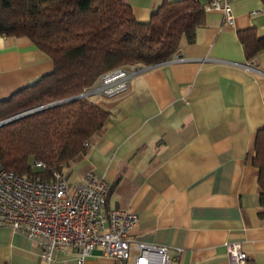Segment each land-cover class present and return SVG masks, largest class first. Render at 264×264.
<instances>
[{
  "label": "crops",
  "instance_id": "crops-1",
  "mask_svg": "<svg viewBox=\"0 0 264 264\" xmlns=\"http://www.w3.org/2000/svg\"><path fill=\"white\" fill-rule=\"evenodd\" d=\"M147 21L165 0H122ZM177 2L181 0H166ZM206 4L207 0H199ZM223 13L205 12L194 40L180 39L168 60L134 75L109 110L101 132L65 169L74 183L91 170L108 183L106 209L138 216L130 257L116 261L94 249L84 264H133L136 243L166 246L169 264H232L228 243H239L249 264H264V215L257 132L264 127V49L246 60L237 33L264 36L261 0H227ZM53 60L26 36L0 35V102L52 73ZM0 264H48L34 240L0 226ZM50 264H77L56 251Z\"/></svg>",
  "mask_w": 264,
  "mask_h": 264
},
{
  "label": "trees",
  "instance_id": "trees-1",
  "mask_svg": "<svg viewBox=\"0 0 264 264\" xmlns=\"http://www.w3.org/2000/svg\"><path fill=\"white\" fill-rule=\"evenodd\" d=\"M205 12L199 0H165L147 21H138L122 0H0V35L26 36L54 62L52 73L0 102V121L59 102L0 125V166L41 178L53 170L64 173L85 154L84 143L102 131L110 115L100 98H68L92 88L115 67L170 59L182 36L194 40ZM237 36L246 60L264 49V36H257L254 27ZM36 160L46 169L33 170ZM252 162L259 170L263 216L264 127L257 132Z\"/></svg>",
  "mask_w": 264,
  "mask_h": 264
},
{
  "label": "built area",
  "instance_id": "built-area-1",
  "mask_svg": "<svg viewBox=\"0 0 264 264\" xmlns=\"http://www.w3.org/2000/svg\"><path fill=\"white\" fill-rule=\"evenodd\" d=\"M204 8L221 11L224 24L231 26L227 0H210ZM142 70L138 65L115 67L101 74L81 97L118 98ZM84 145L88 146L89 141ZM31 168L43 171L46 165L36 160ZM107 190L108 183L91 170L72 183L65 173L56 170L41 178L0 166V226L34 240L40 257L48 264L54 261L56 251L73 252L77 264H84L96 248L107 257L125 261L133 241L129 231L137 224L138 216L123 209L107 210ZM136 247L133 264H169V253L173 252L166 246L136 243ZM226 247L232 264H249L239 243H228Z\"/></svg>",
  "mask_w": 264,
  "mask_h": 264
},
{
  "label": "water",
  "instance_id": "water-1",
  "mask_svg": "<svg viewBox=\"0 0 264 264\" xmlns=\"http://www.w3.org/2000/svg\"><path fill=\"white\" fill-rule=\"evenodd\" d=\"M82 95H83V93H81V94H79V95H77V96H74V97H72V98H69V100H70V99H76V98H79V97H81ZM56 103H59V102H53V103H50V104H47V105H44V106H40V107H37V108L48 107V106L54 105V104H56ZM37 108L32 109V110H27V111H24V112L18 113V114H16V115H13V116H11V117L5 118V119H3V120L0 121V125L4 124V123H6V122H9V121H11V120H13V119H16V118H18V117H21V116H23V115L29 114V113L35 111Z\"/></svg>",
  "mask_w": 264,
  "mask_h": 264
},
{
  "label": "rangeland",
  "instance_id": "rangeland-1",
  "mask_svg": "<svg viewBox=\"0 0 264 264\" xmlns=\"http://www.w3.org/2000/svg\"><path fill=\"white\" fill-rule=\"evenodd\" d=\"M123 66H128V65H123ZM102 99V98H101ZM99 101V100H98ZM65 172V171H64ZM69 179V178H68ZM71 179H69V181H70Z\"/></svg>",
  "mask_w": 264,
  "mask_h": 264
}]
</instances>
